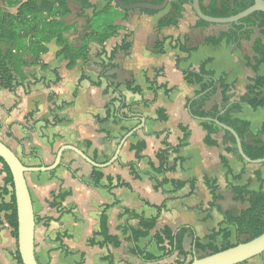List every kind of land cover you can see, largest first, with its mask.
<instances>
[{"label": "crops", "instance_id": "1", "mask_svg": "<svg viewBox=\"0 0 264 264\" xmlns=\"http://www.w3.org/2000/svg\"><path fill=\"white\" fill-rule=\"evenodd\" d=\"M25 1L0 0V58L15 69L13 87L0 88V140L28 166L51 164L58 149L64 145L78 147L90 158L96 153L98 161L95 162L104 163L105 157L108 161L113 156L122 137L139 125L143 118L144 126L123 143L119 161L135 160L131 144L140 140L147 144L137 160L138 178L116 160L112 165L100 168L104 177L99 186H94L91 183L94 166L69 149L63 151L61 164L56 169L26 173L35 215L36 259L40 264H177L182 257L176 253L158 260H146L133 250L138 247L144 253L162 256L153 236L155 231L165 226L171 229L191 226L195 236L206 243L214 231L227 227L221 225L223 216L212 206V185L216 186L220 195L217 204L223 210L245 207L236 209V204L241 202L233 199L232 185L245 184L250 179L252 188L260 187V182L247 172L246 165L226 151L223 132L214 136L217 146L204 142L206 131L199 119L192 116L187 105V98L194 97L199 85L186 83L182 69H198L211 57L212 61L206 65L208 69L214 70L217 75L226 73L229 81L237 83L239 80L230 75L224 65L218 64V58H236V48L233 46L234 50L224 58L220 51L228 43L214 46L205 42L210 35L227 29L199 26L198 16L189 0L184 4L178 24L164 27H160L159 23L171 16V3L175 0H169L165 8L151 12L142 8L125 10L115 0L106 14V20L112 10L117 12L109 20L116 26V33L101 45L96 41L100 20L92 18L94 12L105 7L108 0H90L92 7L89 9H84L76 0H68L67 13L48 10L52 0H34L29 10L35 13V20L19 26L17 36L10 23ZM154 1L123 0L127 5ZM210 1L200 0L201 8L208 7ZM47 22L53 26H45ZM62 26L65 27L63 36L74 51L88 42L85 57H78L70 63L69 58L60 55L61 46L49 33ZM199 34H202L201 42ZM10 37L15 38L14 41H10ZM185 39L188 46H196L197 50L191 54L179 50L176 40L182 42ZM124 41L131 43L128 51L120 48ZM158 43H162L161 50L157 48ZM102 49L107 54L115 50L112 59L115 67L107 74H114L113 81L119 84L118 90L110 86L112 80L100 78L101 59L97 55ZM178 58L182 59L180 68L176 64ZM249 76H245L242 92L237 93L235 88L237 97L245 92ZM130 80L134 86L141 88V92L127 89L126 82ZM152 88H156V92ZM119 97L142 118L117 119L113 107L118 106ZM144 100L154 102L146 106L142 102ZM220 101V90H217L206 101L204 108L210 109ZM246 108L250 107L242 105L234 115L244 118L242 115ZM160 109L167 115L165 120L158 117ZM154 132H168V140L173 146L184 141L179 152L169 155V165L174 164L175 169L155 174L159 180L185 181L181 188L171 182L154 188L150 174L155 173L153 165L158 166L156 153L163 147L164 138V134L158 138L150 134ZM32 150L43 164L38 158L28 156ZM221 156L227 159L234 174L245 170L240 180L227 175ZM67 164L76 170V175L66 168ZM258 170L264 178L261 168L249 172L255 176ZM5 177L3 164L0 163V187L4 185ZM107 177L113 178L111 189ZM118 177L127 185L117 186ZM192 179L195 180V191L191 189ZM255 180L258 181L257 187ZM59 191L70 194L60 202L59 207L50 206L51 193ZM8 199L9 195L0 194V203ZM160 205L163 209L155 228L149 235L135 241L130 229H137L139 220L128 211L153 217L158 213L155 206ZM105 209L108 233L118 238L119 246L106 242L99 234L100 217ZM228 227L233 229L231 225ZM192 238L186 237V250H191ZM17 252L13 228L5 220V212L0 211V264H19ZM247 262L264 264V253Z\"/></svg>", "mask_w": 264, "mask_h": 264}, {"label": "trees", "instance_id": "2", "mask_svg": "<svg viewBox=\"0 0 264 264\" xmlns=\"http://www.w3.org/2000/svg\"><path fill=\"white\" fill-rule=\"evenodd\" d=\"M34 0H26L21 4L19 10L13 18L10 25L14 33L19 35L18 27L25 24L26 21L35 20V13L29 10V6L33 4ZM80 2L84 9H89L92 7L90 0H76ZM115 0H108V3L99 11H95L93 14L94 18H99L100 24L99 29L97 30L96 41L101 45L114 36L116 33V26L106 20V14L109 12L111 3ZM67 2L68 0H52L49 1L51 7H48V10H57L62 13H67ZM155 3H162L163 0H155ZM186 0H175L171 3V8L173 10L170 17L165 18L160 21L159 26H176L182 18V13L184 10V4ZM253 3V0H211L208 7H202V11L210 16L215 17H226L235 15ZM47 10V11H48ZM40 9H38V12ZM146 12H151L150 10H145ZM33 15V16H30ZM55 20V19H54ZM210 22H206L198 18V25H209ZM53 26L50 22H47L45 26ZM228 28L226 31L221 32L217 36L207 37L205 42L211 45H219L221 42L232 44L235 48H239L240 44L244 40H251L253 30L257 28L259 34L264 38V13L261 11H254L248 16L239 19L238 21L227 23ZM16 29V30H15ZM65 27L55 28L53 32L49 33L50 37H55L56 42L61 46L60 55H63L70 59V63H73L78 57H85V51L87 49L88 42H84L77 51H74L71 46L68 45L66 39L63 36ZM10 37V41H14ZM261 37H256L253 42L251 49L254 53L252 57H246V65L252 70L253 75H250L247 79L248 83L246 85L245 92L236 97L235 88L236 82L229 81L226 73H221L217 75L214 70L208 69L206 65L212 61L211 57H208L204 63L198 68H185L182 69L184 80L188 84H198L199 89L195 91L194 97L187 98V105L189 106L190 113L194 117H198L200 125L206 131L204 137V142L209 146H217L218 141L214 136L223 132V143L226 145V151L235 156L238 160L243 163H246L240 153L238 152L236 141L234 136L228 131L221 128L214 121L204 118H217L219 121L232 127L239 135L241 139V144L244 153L252 158L257 159L264 157V124L261 125L257 130H252L251 123L249 120L235 116L234 113L241 110L242 105H248L251 109L257 110L258 108H264V74L260 72L264 68V40ZM163 43V41H162ZM162 43H158L157 48L162 49ZM131 46L130 42L124 41L120 48L124 51H128ZM176 46L179 50L187 54H191L193 51L197 50V47L188 46L187 39L184 41L176 40ZM76 52V53H75ZM0 55H2V50L0 49ZM101 59V73L100 78L105 77L110 81V86L114 87L115 90H118L119 84L115 83L113 75H108V71L115 67V64L112 63V59L115 56V50L111 51L109 54L102 49L98 55ZM182 59L178 58L176 61L177 67L180 68V63ZM13 67H9L5 62L4 58H0V88L13 87ZM154 82V81H153ZM100 83V82H98ZM126 87L128 90L134 92H141V88L134 86L132 80L126 82ZM156 92V88H152ZM220 90L221 101L219 104L213 105L210 109H205V103L209 100L216 92ZM144 105L148 106L154 101L144 100L142 101ZM114 116L120 120H129V119H141V115L136 114L132 111V106L127 105L123 98L119 97L118 106L114 105L113 107ZM158 117L162 120L167 118V115L163 110H158ZM184 129V128H183ZM185 130V129H184ZM155 137H160L164 134L162 140V148H160L156 153V158L158 160V166L154 168V174H150V179L154 181V188L158 189L166 182H171L176 187L181 188L186 184L185 181H176L163 179L159 180L155 174L166 173L168 171H173L175 165H169V155L171 152H179V147L184 143L182 140L179 145L173 146L168 140V132H154L150 133ZM88 147L91 145L88 143ZM146 141L140 140L135 144H131L130 148L134 151L135 160L128 161L125 163L119 162L122 167H128L132 174L138 178L139 174L136 171L137 160L141 158V152L146 149ZM29 157L38 158L40 163L43 164V161L37 155V153L32 150ZM91 158L94 161H98V155L93 153ZM107 159V157H105ZM221 161L225 168L227 169V175L231 176L235 180H240L244 175L245 170L243 169L239 174H234L231 169L229 162L224 156H221ZM106 159L102 162H105ZM177 160H180L177 157ZM176 160V161H177ZM0 163L3 164L4 171L6 173L4 185L0 187V194L3 196L9 195L7 201L2 200L0 203V211L5 212V220L13 228L14 236L17 239V211H16V202L14 195V187L12 175L9 171L8 166L4 160L0 157ZM24 163V162H23ZM25 164V163H24ZM260 164H264L260 163ZM26 165V164H25ZM66 168H69L73 175H76V170H73L69 164L66 165ZM104 173L100 168H93L91 175V183L94 186H99ZM255 178L260 182V187L254 189L251 187V180L248 179L245 184L232 185L231 191L233 194V199L241 203H246V206L240 210H223L221 206L217 204V201L220 199V195L216 192V186L212 185V194L213 202L212 206L223 216L222 224L227 225V227H221L219 230L214 231L211 235L208 236V242L203 243L201 240L195 236L194 229L191 226H180L177 229H171L168 226H165L161 230L155 231L153 239L158 246V249L162 252V256H154L150 253H144L138 247L134 248V253L143 257L146 260H158L165 256L172 255L176 253L178 256L182 257L178 260L177 264H189L192 262L193 258L203 257L210 253H214L220 250L227 249L231 246H234L240 242L249 241L261 233L264 232V178L262 177L261 172L258 170L255 172ZM109 182V188H112V177H107ZM195 180L191 181L192 191L196 190ZM117 186L127 185L120 177L117 178ZM70 194L68 191H59L58 193L52 192L51 197L52 201H48L50 206L59 207L60 202ZM58 200V201H57ZM108 206L106 207V209ZM157 214L153 217H144L143 215H137L133 212H129L131 216L139 220L138 228H131L132 237L135 241L139 238L147 236L155 228L157 221L160 217L161 210L163 205L155 206ZM106 209L102 212L100 217V230L101 234L105 241L113 244L114 246H119L120 241L117 237L112 236L108 233V217L106 215ZM228 225L232 226L233 229H230ZM232 230L235 234V242L231 241ZM193 237L192 239V248L191 250H186L185 240L186 237ZM220 237V242L217 244V238ZM190 257V258H189ZM17 259L19 264H23L19 252H17ZM246 261L239 263L245 264Z\"/></svg>", "mask_w": 264, "mask_h": 264}, {"label": "water", "instance_id": "3", "mask_svg": "<svg viewBox=\"0 0 264 264\" xmlns=\"http://www.w3.org/2000/svg\"><path fill=\"white\" fill-rule=\"evenodd\" d=\"M117 4L125 10L142 8L147 10H161L166 7L169 0H163L162 3L138 2L125 4L123 0H116ZM194 12L198 18L217 24L231 23L238 21L251 14L254 11L264 13V0H253V3L243 11L226 17H215L205 14L202 11L200 0H189ZM189 109V108H188ZM198 118V117H196ZM214 121L221 128L228 130L235 138L238 152L247 163H263L264 157L252 159L248 157L242 148L241 139L238 133L229 125L219 121L217 118H204ZM145 120L142 118L141 123L127 132L117 145L113 156L104 163L95 162L87 156L81 149L73 145H64L56 153L54 161L49 165L28 166L25 165L17 154L3 141L0 140V157L4 160L12 175L14 195L17 211V244L18 251L23 264H40L34 253L35 239V215L33 201L30 189L26 180V173L34 171H52L61 164L63 151L66 149L76 152L86 162L94 167L105 168L112 165L119 158L121 147L125 140L133 134L134 131L144 126ZM264 252V232L259 236L245 242H240L227 249L210 253L203 257H194L189 264H239L247 261Z\"/></svg>", "mask_w": 264, "mask_h": 264}, {"label": "rangeland", "instance_id": "4", "mask_svg": "<svg viewBox=\"0 0 264 264\" xmlns=\"http://www.w3.org/2000/svg\"><path fill=\"white\" fill-rule=\"evenodd\" d=\"M120 11V10H118ZM117 12L115 10H112V13L110 15L107 16V20H112V15L114 16V14H116ZM205 27H215L216 29H227L228 25L227 23L224 24H217V23H211L209 25H205ZM219 33H215L214 35H210V36H217ZM201 37L202 34H199L198 36V40L201 42ZM256 37H261L263 38V36H261L257 30V28H255L253 30L252 33V37L251 40H244L241 42L239 48L235 49V55L237 56L236 58H232L231 60H227V59H222V58H218V64L220 65H224L225 70H228V72L230 73V75L236 76L237 79H239L236 83V91L237 93H240L244 90V85L246 82L245 76L248 75H253L252 70L246 65V57H252L253 56V51L251 49L252 46V42ZM264 40V38H263ZM223 42H221L220 44H222ZM219 44V45H220ZM232 50H234L233 45L232 44H228L226 45V47L224 49H222L220 51L221 55L224 56V58L226 57L227 53L232 52ZM218 56V57H221ZM260 72L262 74H264V68H262L260 70ZM237 97V96H236ZM245 119H248L251 123V128L252 130H257L258 128L261 127V125L264 124V108H258L257 110H253L251 108H246V110H244L243 115H242ZM243 163V162H242ZM244 165H246L247 169H248V173H250L251 175H253L252 177L254 178V174L249 172L252 169L255 168H261L264 171V164H259V163H244ZM264 176V173H263ZM255 179V178H254ZM256 187L258 186V181L255 180V184ZM246 206V203H237L236 204V209H240L241 207ZM232 229V228H231ZM231 241L235 242V234H234V230H232V235H231ZM220 242V237L217 238L216 243L218 244ZM264 253V252H263ZM262 254L257 255V257H261ZM190 258V257H189ZM245 264H248V262Z\"/></svg>", "mask_w": 264, "mask_h": 264}]
</instances>
